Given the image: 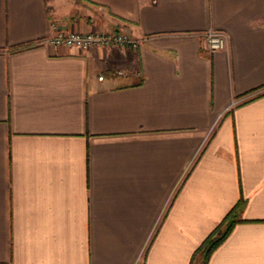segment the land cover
Segmentation results:
<instances>
[{
  "label": "crops",
  "instance_id": "0c3cea01",
  "mask_svg": "<svg viewBox=\"0 0 264 264\" xmlns=\"http://www.w3.org/2000/svg\"><path fill=\"white\" fill-rule=\"evenodd\" d=\"M241 196L207 264H264V0H0V264H190Z\"/></svg>",
  "mask_w": 264,
  "mask_h": 264
},
{
  "label": "built area",
  "instance_id": "2783aa9c",
  "mask_svg": "<svg viewBox=\"0 0 264 264\" xmlns=\"http://www.w3.org/2000/svg\"><path fill=\"white\" fill-rule=\"evenodd\" d=\"M52 25L57 31L54 35L47 38L46 41L55 46L65 45L86 50L95 46L111 44L125 45L129 47H135L137 45L136 40L131 38L128 34L119 31H65L59 29L55 21L52 22ZM202 37L205 48L210 52H215L227 46L228 37L223 30L210 28L202 33Z\"/></svg>",
  "mask_w": 264,
  "mask_h": 264
},
{
  "label": "trees",
  "instance_id": "16d2710c",
  "mask_svg": "<svg viewBox=\"0 0 264 264\" xmlns=\"http://www.w3.org/2000/svg\"><path fill=\"white\" fill-rule=\"evenodd\" d=\"M32 44L17 46L15 49H21ZM246 201L241 196L237 203L231 208L226 216L215 226L203 242L197 247L192 255L190 264H207L214 249L230 234L236 223L241 221V213Z\"/></svg>",
  "mask_w": 264,
  "mask_h": 264
}]
</instances>
